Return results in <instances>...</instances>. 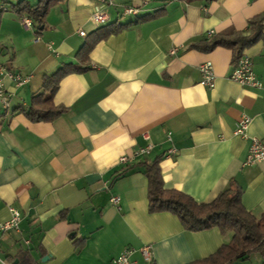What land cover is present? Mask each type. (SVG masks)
Segmentation results:
<instances>
[{
  "label": "crops",
  "instance_id": "crops-1",
  "mask_svg": "<svg viewBox=\"0 0 264 264\" xmlns=\"http://www.w3.org/2000/svg\"><path fill=\"white\" fill-rule=\"evenodd\" d=\"M16 1L0 0V64L29 76L20 86L3 78L0 221L8 206L20 213L18 230L0 233L8 264H109L125 247L136 264H190L229 242L231 231L186 230L170 211L148 210L144 170L155 160L166 188L209 202L233 183L246 210L264 213V161L243 164L251 138L264 139V38L242 54L260 88L229 77L231 49L191 45L246 29L264 0H111L102 24L91 19L95 0H62L38 28L9 8ZM206 61L210 88L200 84ZM54 72L64 74L52 100L65 110L29 119L26 109L48 94L43 82ZM242 115L250 119L246 137L234 133ZM147 144V153L132 155ZM229 264L264 258L254 252Z\"/></svg>",
  "mask_w": 264,
  "mask_h": 264
},
{
  "label": "trees",
  "instance_id": "trees-1",
  "mask_svg": "<svg viewBox=\"0 0 264 264\" xmlns=\"http://www.w3.org/2000/svg\"><path fill=\"white\" fill-rule=\"evenodd\" d=\"M59 1L62 0H36L34 3L17 0L9 8L22 19L28 18L30 23L38 28L42 26L49 7ZM262 38H264V11L250 17L244 30L224 29L210 33L191 45L205 52L217 46L229 48L234 62L243 54L246 47ZM84 53L85 51L81 54ZM63 74L64 72H54L44 80L43 88L48 94L41 99L38 96L32 99L25 111L29 119H52L65 110L62 106L54 105L52 100L53 92ZM144 174L147 179L149 211H170L178 217L186 230L199 231L217 227L222 232H232L229 242L221 244L209 256L190 264H229L235 260L245 259L254 252L264 258V213L256 218L244 208L240 199V187L232 183L213 200L197 202L180 190L164 187L157 160L146 165Z\"/></svg>",
  "mask_w": 264,
  "mask_h": 264
},
{
  "label": "built area",
  "instance_id": "built-area-1",
  "mask_svg": "<svg viewBox=\"0 0 264 264\" xmlns=\"http://www.w3.org/2000/svg\"><path fill=\"white\" fill-rule=\"evenodd\" d=\"M96 5L91 14V19L95 24H102L107 21L108 15L106 7L111 3V0H95ZM123 12L126 14H135L136 8L132 6H125ZM23 21L27 24H30L28 18H23ZM80 35H84L83 30H78ZM199 70L201 73L200 84L210 88L214 85V72L212 70L211 63L209 61L199 64ZM9 78L15 86H20L28 81V75H22L18 72H11L7 69L6 66L0 64V105L2 108L6 109L8 107V97L9 94L5 91L3 78ZM229 77L238 82L241 85H248L255 88L261 87V82L256 78L252 67L251 61L246 55H241L236 60V65L231 71ZM250 119L246 115H242L236 123L234 133L239 134L242 137H246V129ZM151 148L150 144H147L143 147L137 148L132 155L144 154L149 151ZM171 151V150H169ZM130 159L127 155H122L119 157L121 162H127ZM256 161H264V139L252 137L251 143L248 148L247 155L243 161L244 165L253 164ZM119 198L117 196H112L110 201L112 203H117ZM9 217L0 221V233L14 229L18 230V223L20 220L19 211L12 207L8 206ZM144 261H149L151 256L150 244H143L138 249ZM134 249L132 247H125L115 258L111 260L109 264H136L135 261L131 258ZM0 264H8L7 261L0 257Z\"/></svg>",
  "mask_w": 264,
  "mask_h": 264
},
{
  "label": "rangeland",
  "instance_id": "rangeland-1",
  "mask_svg": "<svg viewBox=\"0 0 264 264\" xmlns=\"http://www.w3.org/2000/svg\"><path fill=\"white\" fill-rule=\"evenodd\" d=\"M252 256H256V255L254 254V255H252Z\"/></svg>",
  "mask_w": 264,
  "mask_h": 264
}]
</instances>
